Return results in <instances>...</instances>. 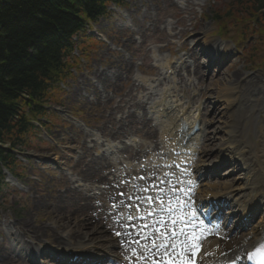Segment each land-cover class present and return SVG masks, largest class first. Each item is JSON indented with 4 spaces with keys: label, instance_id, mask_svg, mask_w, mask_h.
Here are the masks:
<instances>
[{
    "label": "rangeland",
    "instance_id": "1",
    "mask_svg": "<svg viewBox=\"0 0 264 264\" xmlns=\"http://www.w3.org/2000/svg\"><path fill=\"white\" fill-rule=\"evenodd\" d=\"M121 1L120 5L108 4L107 7L110 6L106 7L107 14L91 23L85 33L74 38L73 42L79 47L72 53L74 59H72L68 77L60 83L58 91L53 94V100L47 111V119L41 122L45 127L37 126L36 138L35 140L32 138L33 148L18 155V164L14 170L15 178L5 174L4 185L0 189V250H9L15 247L23 252L20 250L22 246L17 245L20 238L15 234L13 224L24 219L27 210L30 209L31 199L40 196L49 199L52 195L62 194L66 188H69L91 198L95 208H102L104 215L108 218V223L114 229L115 226L122 224L125 226V230H132L134 236H142L143 240L148 242L146 246L151 242H155L152 243L154 246L163 244L164 249L172 254L175 262L179 261L180 263L181 261L179 256L176 258L177 251L175 252L174 249L179 242L175 243L176 240L172 239L170 233H173L174 236L184 232L183 237H185L188 234L187 227L178 233L179 229L175 227L179 224V220L174 216L166 217L162 211L158 210V207L163 202H175L181 198V192L177 189L180 187L186 191L185 181L190 177L181 175L175 167L167 168L168 173H165L160 164L156 165L152 161L163 160L165 162L167 159V150L159 146V134H156L153 144L141 133H135V131L123 135L119 139H113L110 135L119 126H122L121 121L125 120L126 116H132V114L136 117L146 114L151 126L157 129V123L149 114L150 111L148 113L147 110L149 107L153 108V102L158 101L159 94L164 88L169 90L173 100H178V104L182 105L190 116L198 106L200 110L202 109L206 100L204 93L207 89L215 91L216 94L210 100L211 103H215L214 100L222 96V93L219 94L220 90L236 87L229 84L227 80V76L235 71L242 74L243 80L257 78V81L264 87V43L255 41L254 38L252 43L254 51L251 56L248 52L252 45H248L247 41L241 44L240 52L230 41H222L217 36L213 17L216 11L227 4L229 0H215L214 3L210 0ZM193 24L200 26L202 31L197 34L191 33ZM228 29L229 35H231L233 31L230 27ZM126 30L133 34L132 38L127 37ZM184 31L185 33L182 35ZM190 38L193 39L191 42L212 41L216 45L226 48L229 53L223 58H219V56L211 58L213 66L210 69H205L200 85L196 79L188 77L184 73L178 77L175 72L173 77L164 79L163 70L156 71V61L170 62L174 67L173 71H178L184 63L192 68V61L186 55L187 49L194 45H191V42L186 43ZM128 43L130 44L128 45ZM183 45H185L184 48ZM209 59L210 55L207 60ZM207 60L201 59L200 63L204 64ZM116 62L128 66L129 74L126 75L128 81L126 83L117 82L115 90L105 89L104 91L98 88V95L109 102V104H105L108 108L103 105L96 107L93 103L86 105L84 99L79 101L78 90L86 89L84 96L87 97V92L90 91L89 86L96 82L94 74L101 73L110 77L116 69L113 66ZM220 69L221 74H218ZM221 76L222 78H220ZM255 95H259V93L254 92V95L250 97L251 101L254 100ZM136 103L141 104L144 111L140 110L142 106L132 107ZM227 105H220V112L224 118L209 114L211 111L209 109L213 108L212 105L207 112H202L201 127L206 125V121L213 119L212 128L219 129L220 132L218 131L217 135L212 136L213 129L209 126V136L216 137L218 141L212 143L213 146L207 149L209 157L205 160L208 167V178L201 179L199 192L206 189L216 194L222 192L221 189L224 185L228 184L230 187L231 181L229 180H239L240 173L231 175L240 167L233 162L220 159L221 146L228 139V136L221 131L225 128L226 123H231V117L236 121L235 114H231ZM119 108H124L123 112H119ZM127 111L130 112L129 115H127ZM110 115L112 122L107 120ZM257 116H260L256 120L257 126L254 127L255 130L252 129L250 134L253 142L257 141L260 131L264 132V115ZM123 125L127 127V119ZM137 128L140 129L139 126ZM262 128L263 130H261ZM202 132L200 135L204 140ZM202 145L204 146L203 141ZM136 150H140V158L137 161L128 158L131 152ZM199 157L200 155L193 159L191 168L202 165L198 160ZM95 159L102 160L110 166V173H105L104 178L108 180L107 183H109L112 192H116L113 201L106 194L109 185L86 184L80 175V170ZM217 163V169H211V166ZM140 164L143 165L139 167ZM216 174L220 176L216 177ZM116 178L119 179L114 181ZM238 185L232 184L233 188H237ZM198 191L196 193L200 195ZM149 197L152 198L151 201L148 199ZM251 197L252 192L237 195L236 202L245 204ZM134 210L139 211L143 217L132 218ZM151 211L152 214H149L148 212ZM190 213L191 209L187 208L185 216H189ZM178 214L182 216L180 211ZM262 216L261 212L254 216L251 228H240L233 231V227L240 221L239 215H237V218L232 219L233 226L229 227L228 235L222 237L217 234L212 236V240L218 241L219 238H224L226 241L236 231L238 236L247 239L250 230L255 228ZM111 217L114 219H110ZM158 218H161L159 224L165 225V229L161 232H159V224L156 225ZM30 219L31 222L36 223L44 222L46 217L38 213L35 217L31 216ZM186 239L189 242L193 241L189 237ZM139 240L140 238L136 242ZM170 248L173 250L170 251ZM221 252L222 247L217 246L215 253L218 255ZM46 254L51 255L52 253L46 252ZM105 255L108 257V254ZM130 255H132L131 252ZM92 256V259H99L103 255L98 253ZM129 256L126 255L121 259H126ZM173 260L169 259V264H178ZM37 261L40 264H54L51 262L52 258L47 256H38ZM162 263H164L163 258L161 261L158 259L149 264Z\"/></svg>",
    "mask_w": 264,
    "mask_h": 264
},
{
    "label": "bare ground",
    "instance_id": "2",
    "mask_svg": "<svg viewBox=\"0 0 264 264\" xmlns=\"http://www.w3.org/2000/svg\"><path fill=\"white\" fill-rule=\"evenodd\" d=\"M201 31L202 29L200 26L196 24L192 25L191 33L197 34ZM125 32L127 37L132 38L133 34L129 30ZM184 33L185 31L182 35H184ZM192 40L193 39L190 38L186 43ZM129 44L130 43H128V45ZM191 45L193 46L187 49L186 55L192 61V68L184 63L179 67L178 71L176 70L175 72L178 77L181 73L186 74L188 77H193L200 85L204 77L205 69H210L213 66L211 58H215L216 56L223 58L229 51L226 48H222L221 45H216L212 41L198 40L196 42H191ZM182 47L184 48L185 45ZM209 55L210 59L207 60ZM201 59L207 60L205 61L206 63H200ZM207 62L209 63L208 67ZM170 65L171 63L167 61L161 63L160 67L165 71V75L167 70L171 69ZM113 66L116 67V69H114L110 77L101 73L99 75H97L98 73L94 74L96 82L89 86L90 91L87 92V97L84 96L86 89L78 90L79 101L84 99L86 105L93 103L96 107L103 105L108 108L105 104H109V102L103 99L101 95H98V88L104 91L105 89L115 90L117 88L116 83H126L128 81L126 75L129 74L127 65L116 62ZM218 74H221V69L218 70ZM222 76L220 78H222ZM242 77V74L238 71L227 76L229 84L235 85L236 87H225L226 89L223 88L224 90H220L221 92H219V94L222 93V96L219 98L217 97L214 100L215 103L210 102L216 94L215 91L213 89H207L204 93L206 100L204 101V105H202L201 113L200 109H198L197 117L194 115L191 119L186 115L187 110H183L179 104H176V102L172 100L168 91L163 90L160 98L161 101L159 100V102L155 103L156 108L153 110L160 119V116L163 115V113H160V109L162 105H165L166 120H160L157 129L151 126V122L146 118V114H143L141 117H136L134 114L130 116V112L127 111V115H129L126 116L127 127L123 125L126 121L125 119L121 121L122 126H119L110 137L119 139L123 135L135 131V133H141L145 139L153 144L158 132L160 134L161 143L164 148L170 150L171 154L175 147H179L182 152L180 156L171 157L170 161L164 162L163 166L167 163H171L172 165H179V167H181L182 163L190 160V157L186 156L187 151H191L193 155L197 152V147L194 146H197L199 142L196 137V132L190 136L189 132L198 124L200 117L202 118V112H207L210 105H212L213 108L209 109V111L211 110L209 114L211 113L214 117L219 116L220 118H224L222 112H220V105L228 104L227 108L230 109L232 112L231 114H235L236 121L231 117V123H226L224 126L225 128L221 131L228 136V139L221 146L220 159L222 161L233 162L240 167L237 171H233L231 175L233 176L240 173L239 180H229L231 181V185H229L231 188L228 187V184L224 185L221 189L222 192L211 195L218 198L219 202H221L225 197L231 200L234 195H244L247 192H252L253 197L247 204V207L250 208L254 206L256 209V206H258L264 209V132H259L260 136H258L256 142H253L250 137L252 129L257 126V118H260V116L257 115H264V87L257 81V78H245L243 80ZM254 92L259 93V95H255L254 100L251 101L250 97L254 95ZM135 106L139 107L142 105L136 103L133 104L132 107ZM123 110L124 108H119V112H123ZM140 110L144 111V107H140ZM107 120L112 122L111 115L108 116ZM212 120L213 119L208 121L205 120L206 125L202 128V130H204L202 132L204 133V140L202 139L201 142L203 141L204 146L201 143L198 152L200 155L198 160L202 165L196 166L194 170L196 177L190 182L189 186H192V189L188 190V193L196 191L195 187L198 186L199 180L208 178V167L206 166L205 160L209 157L207 149L213 146L211 145L212 143L218 141L216 137L209 136V126L213 129ZM138 126L140 129L137 128ZM182 126H184V131L182 130ZM181 130L183 133L181 134V140L178 141L177 138ZM198 130L200 131V128ZM261 130H263V128ZM218 131L220 132L219 129H213L211 135H217L219 133ZM140 153V150L131 152L128 158L137 161L140 158ZM183 154L184 156H182ZM217 165L218 163L214 164L211 166V169H216ZM105 173H110V166L106 162L97 159L91 160L80 170L83 181L89 185H109V183H107L108 180L104 178ZM118 179L119 178H116L114 181ZM232 184L239 185L237 188H233ZM107 190V197H110L113 201L116 192H112L110 185L107 187ZM258 195L261 201H257ZM56 196L52 195L49 199L45 196H40L39 198L30 200V209L27 210L24 219L13 224L15 234L20 238L17 245L22 246L20 250L23 252H20L15 247L9 250H0V264H33V258L40 255L42 257L45 252H52L55 257H61L69 261V264H72L73 260L76 261L83 258L85 264H108L107 261H109V264H143L142 257L144 255L148 263L163 257L165 260L172 258V254L167 252L166 249L158 248L159 244L156 248H152L151 251L147 252L154 242L146 246L148 242L143 240L142 236H134V232H132V230H125L124 225L119 224L115 226L114 229L108 223V218L104 215L102 208H95L93 200L86 197L82 192L66 188L62 194H57ZM194 200H196L197 206L208 203L205 197ZM187 202L188 201H183L184 204ZM163 205L165 208L173 206L169 203H163ZM38 213L46 217L45 221L36 223L31 222L30 217H35ZM134 213H137V210H135ZM245 213H247V211ZM110 219L114 218L111 217ZM158 228L159 232H161L165 229V225L160 223ZM258 228H261V230L258 231ZM236 229L240 228L235 227L233 231ZM188 231V234L184 238L178 237L175 239V243L179 242V246L176 249L180 250V257L183 259L184 264H192L194 259L199 260L200 263L203 261L198 253V249H201L203 254L210 253L216 258L213 263L207 264H226L229 261L237 259L240 253L243 254L245 251L251 250L260 242L264 235V217L257 224L255 231L253 230L254 233L249 240L238 236L236 231L230 239L228 238L226 241L224 238H219L218 241H212L210 237L204 242V240L210 236V233L208 231L206 232L204 228L201 226H192ZM187 237L192 238L194 243L189 242L186 239ZM138 238H140V240L136 242ZM196 244H198V246L195 248L194 253L191 246H195ZM217 245L222 247V253L218 256L215 255L214 252ZM52 246L55 247L53 248ZM130 252L132 255L129 256ZM98 253H102V258L91 259L93 254ZM105 254H108V257ZM126 255L129 257L122 260L121 258ZM57 264L62 263L58 262Z\"/></svg>",
    "mask_w": 264,
    "mask_h": 264
},
{
    "label": "trees",
    "instance_id": "3",
    "mask_svg": "<svg viewBox=\"0 0 264 264\" xmlns=\"http://www.w3.org/2000/svg\"><path fill=\"white\" fill-rule=\"evenodd\" d=\"M110 3L122 1L0 0V189L4 170L16 176V154L33 148L35 125L45 126L79 47L73 39L105 16ZM213 18L219 37L239 50L254 38L264 43V0H229ZM249 49L252 56L254 46Z\"/></svg>",
    "mask_w": 264,
    "mask_h": 264
},
{
    "label": "snow or ice",
    "instance_id": "4",
    "mask_svg": "<svg viewBox=\"0 0 264 264\" xmlns=\"http://www.w3.org/2000/svg\"><path fill=\"white\" fill-rule=\"evenodd\" d=\"M145 191H146V189H145ZM148 199L151 201V199H152V198H151V197H149ZM154 243H155V242H154Z\"/></svg>",
    "mask_w": 264,
    "mask_h": 264
}]
</instances>
